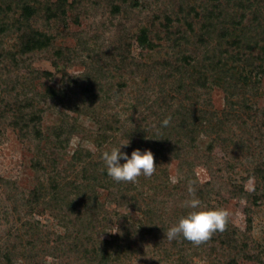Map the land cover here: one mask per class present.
<instances>
[{
	"label": "rangeland",
	"instance_id": "1",
	"mask_svg": "<svg viewBox=\"0 0 264 264\" xmlns=\"http://www.w3.org/2000/svg\"><path fill=\"white\" fill-rule=\"evenodd\" d=\"M130 1L78 0L66 9L61 22L46 20L41 10L27 22L18 21L20 11L11 0L6 2L11 4V12H0L3 22L0 24V264H95V249L114 250L109 244L123 214L135 224L142 219L138 211L114 203L111 190L100 186L93 188L95 195L92 187L89 192H80L93 197L92 201L99 205L98 213L91 216L80 212L78 205L86 199L72 191L70 182H82L90 172H101L105 168L101 154L129 141L120 135L123 132H105L107 124L99 122L107 120L113 128L122 125L129 128L125 120L132 106L138 105L136 113L144 112V106L141 108L139 103L148 97L152 108L147 112L144 141L153 144L169 137L172 141L179 139V131L170 127L177 125L172 114L179 110V94L174 93L179 85V73L171 72L179 59V45L174 47L160 24L165 16H171V23L176 25L173 16L178 13L179 5L197 6L202 0H139L138 6ZM114 6L118 11L114 12ZM64 22L66 29L62 27ZM32 31L47 35L50 43L44 50L23 54L22 33ZM141 31H145L147 43L138 40ZM195 43L196 31L189 33L182 48L190 55V52L202 55V49L195 47ZM57 49L65 57H57ZM118 53L127 54L128 60L119 62ZM130 57L141 65L136 67ZM55 61L59 68L54 66ZM170 73L174 76L170 77ZM62 74L79 79L65 85ZM252 79L255 88L246 94L249 106L264 112V75ZM49 87L64 88L65 103L49 97ZM162 87L175 94L176 100L171 104L158 98ZM242 96L235 98L236 101H241ZM208 97L211 110L221 113L225 94L220 87L211 86L209 94L202 98L193 92L191 102H197V107H207ZM28 105L32 109H27ZM29 110L40 115V122L34 126L37 133L31 125L24 128ZM240 113L246 121L225 123L220 138L200 131L195 136L182 133V141L193 145L195 151L188 153L183 161L159 158L154 149H148L155 154L156 172L150 178L140 176L134 183L136 194L141 193L157 214L155 224L160 226L164 222L166 227H171L179 216L192 211L184 204L192 198L185 180L195 178L194 187L211 182L205 186L210 187V192L208 197H202L200 207L207 204L228 210L229 223L237 230L238 242L246 243L244 250L261 259L258 262L241 258L237 250L227 246H217L212 252L206 245L197 254L189 248L186 255L191 264H225L232 256L237 257V264H264V182L249 177L255 164L264 161V139L250 118L258 122L262 118L257 112L247 114L242 108ZM139 117L140 114L134 115L135 119ZM167 117H171V123L162 127ZM99 136L103 140L101 147L95 142ZM134 141L121 148L129 158L135 150ZM87 152L97 164L96 169L90 167L88 174L80 165L72 169L73 154ZM235 159L238 162L230 169L227 164ZM162 171L168 174L167 187L175 188L164 189ZM55 175L60 183L67 184L63 190L74 202L73 206L77 204L75 208L49 196L31 200L30 192L40 182L47 187ZM172 178L177 182L173 183ZM121 185L125 187L120 188H127V183ZM240 189L246 194L240 193ZM116 190L115 185L112 191ZM166 233H162L163 239L158 244L157 233L135 237L131 244L133 252L121 253L117 264H178L179 245L175 240L167 241Z\"/></svg>",
	"mask_w": 264,
	"mask_h": 264
},
{
	"label": "trees",
	"instance_id": "2",
	"mask_svg": "<svg viewBox=\"0 0 264 264\" xmlns=\"http://www.w3.org/2000/svg\"><path fill=\"white\" fill-rule=\"evenodd\" d=\"M118 1L121 3L126 2V0ZM141 1L132 0L130 2H132L134 6H138ZM6 2L7 0H0V12H11V4H7ZM11 3L16 6V10L20 11L18 21L27 22L31 19L33 14L41 10L46 20L51 19L56 22H61L65 19L66 9H70L73 4L76 5L78 0H72L70 3H68V0H11ZM201 3V5L197 6L187 4L185 8L184 5H179L178 13L173 16L176 25L171 23V16H165L164 23L160 24L167 39L168 36L171 38L174 47L179 45V59L175 62V65L172 66L174 69L172 68L171 70L172 73H179V85H176L174 89V93L179 94V110L172 114L173 118H177V125L174 127L170 126L173 130L176 129L179 131V139H174V141H172L169 137L167 140L165 138L163 139L164 141L155 142L153 144H150V141H144L147 130V112L152 108L151 103H149L150 97H148L147 100H145L144 97L142 100L145 101L139 103L141 108L144 106V112L136 113L139 110L138 105L137 107L136 105L132 106V111L125 120L129 122V128L123 127L124 125L121 126L123 130L120 129L121 127L113 128L107 120H105L106 122L103 120L99 122L100 124H107L104 127L105 132L116 130L117 134L123 132L120 134L123 135V139L127 138L129 141L135 139L136 141H134L133 145L135 150L140 149L143 152L146 149H154V152H156L159 158L166 157V160L167 158L169 160L170 158H175L183 161L184 157L189 155L188 153L192 154L195 153V151H193V145L185 144L182 141V133L195 136V134L200 131L204 134H215L217 138H220L225 123L231 121L237 122L240 120L246 121L242 118L240 113L241 108L245 113L247 112V114L249 112H252V114L256 112L260 114L262 118L261 122H258L254 117L250 119L254 122V128L260 131V136L264 139V133L262 131L264 128V112H259V110L249 106L248 98L246 97L247 92H249L248 90L250 88H255L253 86L254 82H252L253 76L264 75V0H202ZM1 8H5V10L3 11ZM114 9V12L118 11L116 6H114ZM2 23L3 22L0 21V24ZM62 27L66 29L65 22ZM194 31H196L195 47L197 46L202 49V55L200 53L195 55L193 52H190L192 53V55H190L188 51L182 48L183 44L188 42L189 33H193ZM138 40L147 43L145 31H141L140 34H138ZM22 42V53L24 54L46 49L50 43V38L47 35L32 31L30 34L22 33ZM64 50L71 53L68 49ZM120 50L121 48H119V51ZM55 55L61 58L64 56L61 49H57ZM66 58L68 60L70 57ZM117 58L119 62L124 63L126 59L128 60V55L124 53L121 55L118 53ZM129 60L131 63H135L136 67L137 65H141V63L135 62L134 58L130 57ZM166 63L167 62H163V64ZM53 64L56 68H59V64L56 61ZM117 68H119V65ZM172 73H170V77L174 76ZM42 74L50 76L48 72H43ZM82 77L83 76H80V78ZM75 79L79 78L77 76L73 77L62 74V82L65 85L69 82H74L73 80ZM187 81H189L188 85ZM211 86L220 87L225 94V108L221 113L211 110L209 107L211 106L209 97L206 101L207 107H197V102H191V94L193 92L197 94V98H202L205 94H209ZM198 91L201 93H198ZM47 95L51 98H57L63 103H65V97L67 96L64 88L53 89L51 87L48 88ZM241 95H243L241 101L237 102L235 98H240ZM157 96L163 100V102L169 104L172 103V100H176L175 94H169L163 87L159 89ZM168 96H170V98L166 100ZM27 109H32V107L28 105ZM136 114H140L138 119L134 118ZM40 120V115L33 110H29L24 128H28L31 125V129L37 133L34 126L37 125ZM101 136L95 140L98 147H101L103 143V136ZM248 150H251V148L249 147ZM163 159L165 158H161L162 161H164ZM93 161L92 155L88 152L85 155L74 153L72 157L73 165L71 164V168L74 169L76 165H80L83 169H86L85 173L87 172L88 174L89 172L87 169L90 167L94 170L96 169L95 167L97 164H94ZM237 162L238 161L235 159L234 162L228 163L227 166L233 169ZM123 163H125V161L122 160L121 164ZM255 165L254 171L250 172L249 177L256 178L259 183H262L264 182V161L258 162ZM189 167H191V165H189ZM35 169H38V166H36ZM162 175L164 179L161 185L164 186V189L175 188L167 187L170 183L166 171H162ZM56 178L57 175L48 182L47 187L40 182L39 186L30 192L31 200L36 201L42 196H49L54 200L66 201L69 206H73L74 202L69 199V196L66 195L63 190L67 184L64 183V181L60 183ZM190 181L195 182V178L189 177L185 180L187 184ZM70 183L72 191L75 190L79 192L77 194L86 199L83 204L78 205L79 211L84 214L95 216V214L98 213L99 205L97 202L92 201L93 197L91 195H85L80 192L84 190L89 192L92 187L91 191L93 193V188L95 186H100L104 189L111 190V200L114 203L119 206H128L138 211L142 216L138 224L131 222L129 216L126 214L121 216L120 223L117 227V233L109 244L114 247V250L110 252L103 247L95 249V264H117L121 253L133 252L131 244L135 237H147L157 233L158 244L163 239L162 233H166L168 228H170L166 227L164 224L167 223L164 222H161L162 225L160 226L155 224V215L157 214L141 193L136 194L135 188H133L135 185L134 183H127L126 189L120 188L125 187L121 185L123 182H114L107 175L106 168L102 169L101 172H97V174L90 172L87 178L85 177L82 182L71 181ZM114 184L117 187L115 192L112 191V189L115 188ZM208 185L210 186L211 182L206 183L203 187H195V197L200 201H202L203 196L208 197L210 187H205ZM118 187L120 189H118ZM72 191L71 194H74ZM240 193L246 194L243 189H240ZM76 206L77 204L73 207L75 208ZM201 209L212 210L217 208L212 206L209 207L205 204ZM185 216L186 215L182 217ZM182 217L179 216L176 224ZM247 222L250 224V219H248ZM236 233L237 230L228 223L227 229L224 232H216L210 241L200 246H195L182 237L177 238L175 241L179 245L178 249L175 247L176 245L174 246L173 244L175 249L179 250L177 252V263L191 264L189 256L186 255L189 248H192V252L194 253V251H196L195 254H197V250L204 248L206 245L211 247L210 251L212 252L215 251L217 246H227L230 249L237 250V254L241 258L261 262L259 257H255L244 250L246 243L238 242ZM236 259L237 257L232 256L225 264H237Z\"/></svg>",
	"mask_w": 264,
	"mask_h": 264
},
{
	"label": "clouds",
	"instance_id": "3",
	"mask_svg": "<svg viewBox=\"0 0 264 264\" xmlns=\"http://www.w3.org/2000/svg\"><path fill=\"white\" fill-rule=\"evenodd\" d=\"M58 110V109H57ZM171 123V117L165 118L161 126L167 127ZM130 141L104 151L101 159L105 165L107 175L117 183H136L140 176L152 177L157 169L155 157L151 150H133L129 158L128 154L121 151L122 147H127ZM125 163L121 164V161ZM176 183V179L172 178ZM191 199L184 202L187 208L192 209L185 217H182L177 224L171 226L165 238L169 241L182 237L184 240L195 246L207 243L216 232H224L227 229L231 213L226 209H201V201L195 198L196 189L193 182H189L187 188Z\"/></svg>",
	"mask_w": 264,
	"mask_h": 264
}]
</instances>
